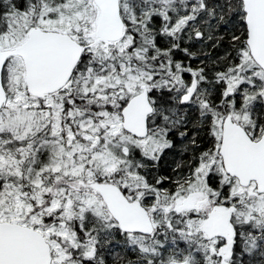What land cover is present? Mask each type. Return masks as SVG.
Segmentation results:
<instances>
[{"label":"snow or ice","instance_id":"6c2138e0","mask_svg":"<svg viewBox=\"0 0 264 264\" xmlns=\"http://www.w3.org/2000/svg\"><path fill=\"white\" fill-rule=\"evenodd\" d=\"M0 264H264V0H0Z\"/></svg>","mask_w":264,"mask_h":264}]
</instances>
